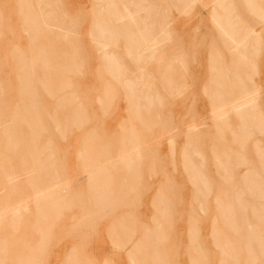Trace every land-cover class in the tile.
Segmentation results:
<instances>
[{"label": "rangeland", "instance_id": "obj_1", "mask_svg": "<svg viewBox=\"0 0 264 264\" xmlns=\"http://www.w3.org/2000/svg\"><path fill=\"white\" fill-rule=\"evenodd\" d=\"M133 2L137 22L129 32L125 22L119 26L125 0L113 8L108 0H0V264H264V0ZM101 4L108 8L100 17L94 6ZM133 34L136 41L123 40ZM230 63L242 73L248 65V90L223 101L228 83L218 77ZM255 86V103L229 108ZM233 116L239 123L233 140L248 126L253 141L248 171L263 166L260 192L249 195L247 171L228 187L233 180L219 157L216 211L187 210V202L180 210V181L188 191L193 186L180 177L186 126L212 133L213 125H233ZM134 148L140 160L130 156L126 164ZM198 176L199 196L209 189L199 171L192 173ZM166 177H174L176 191L169 209ZM117 179L128 183L129 196L138 189L141 209L137 201L129 209L92 204ZM234 189L242 194L237 202L230 200ZM38 192L44 196L37 200ZM225 203L234 206L226 223L219 208ZM19 204L27 208L19 206L14 216ZM111 212L131 217L109 218ZM133 214L140 216L141 233L133 232ZM153 219L161 223L155 235ZM250 227L258 234L246 241Z\"/></svg>", "mask_w": 264, "mask_h": 264}, {"label": "crops", "instance_id": "obj_2", "mask_svg": "<svg viewBox=\"0 0 264 264\" xmlns=\"http://www.w3.org/2000/svg\"><path fill=\"white\" fill-rule=\"evenodd\" d=\"M255 32H258V31H255ZM202 49H204V45L202 46ZM231 64H233V63H230L227 73L224 75L222 74V76L218 77L220 82L225 81L228 83V87L225 86L226 89L220 91L223 94V96H222L223 101H231V99H233V97H235L236 95H240L239 93L243 88H245V90H248V84L245 85L243 83L244 81L248 82V65H246L247 69H245V72L242 73L243 69H241V72H240V68L237 65H234V64L231 65ZM261 72H264V70H261ZM234 78H236V79L234 80ZM238 80L241 82L240 83V85H241L240 89H239V85H237L238 86L237 88H235L233 86L234 81L236 83ZM204 88H205V86L203 85V90H205ZM233 118H234L233 119V122H234L233 125H229V122L231 120L230 116H229V122L227 124L228 125L227 128H224L220 124L213 125L212 128L214 131L212 133H210V131L207 130L206 127H204V126H202V129H201V127H200L201 125H187L186 126L184 136L182 138L184 141H183L182 147H180V149H179L180 169H181L180 177L183 176L182 174H185L186 177L189 178V180L193 186H192V189L190 191H188V190L183 188L184 186H183L182 181H180V185H179V183L175 182V184H177V185H179V187H181L180 188V193H181L180 203L182 206H180V210L183 209L185 202H187V205H186L187 210L191 209L192 211H194L193 209H195V208H197V210H201L202 208H207L209 210L214 209L216 211L215 202H214V195H215V191H216L218 183L221 182L220 179L222 177L221 175H223V172L221 170L219 171L216 168L215 158L224 157L227 160L226 172L228 174H226V175L231 174L232 179H230V180H233L232 182L231 181L227 182V183H229L228 185H230L228 187H231V185H233L234 180L238 181V179L241 177V175L244 174L246 171H248V159H250V160L255 159L254 155L251 154V148L253 146L252 145L253 141H249V142H251L250 144L248 143V126H247V129L244 130V132L238 133L240 135L244 134L245 136H243V137L240 136V138H236L235 140H233V138L231 136V131L235 133V128L239 125V123L236 121L237 119L234 116H233ZM245 125H248V122ZM190 126H195V128L193 130H189V129L187 130V128H189ZM226 133L229 135V137L227 136ZM204 136H206L207 138H205ZM149 145H151V143ZM166 145L168 146V148H167L168 152L172 153V151H174V149H172V146L170 149L168 141H167ZM248 145H251V146L248 147ZM262 146H264V143L262 144ZM263 150H264V148H263ZM249 151H250V154L248 153ZM138 160H140V157L138 158ZM187 160L191 164L198 166L197 171H199L200 177H202L201 179L207 180L208 185L205 187H207V189H209L208 193L202 195L201 194L203 192L202 191L199 196L197 194H196L197 196L195 195V190H197V191H198V189L200 190V187L195 182L196 180L199 179V176L196 177V179H195V177H192V173H196L197 171L196 172L190 171L191 169L188 167V164L185 163V161L187 162ZM242 161H244L246 164L242 165L241 164ZM182 163H184V166L182 165ZM172 168H173V166H172ZM127 170L128 169H124L123 172H126ZM172 171L176 174L178 172L177 169H172ZM137 177L139 178L140 176L137 175ZM166 178L169 181H167L168 183H165L166 184L165 189L162 192L165 195L164 196V198H165L164 209H169V206L166 203H167V201L173 200V197H171V195H174V193H176V191L173 192V189H172L173 188L172 185L174 186V184H173L174 177H172L171 179L169 177H166ZM124 183H125V181L120 180V179L115 180L113 184H111L108 181V183L106 184V191H104L105 193H103V191H101L100 197L96 196V198H94L92 204H95V205L102 204L101 206H105L104 204H107L106 208L109 210H113L116 208L129 209L131 207L130 205L133 204L135 201H137V203H139V205L137 207L139 209H141L142 206H140V203H141L140 197L136 198L134 196L136 194H139L140 192L138 191L137 188H134L133 193H136V194L133 195V193H132L133 197L129 196L128 190L130 189V186H128L127 182H126L127 186L122 185ZM137 184H138V186L140 185V180H137ZM134 187H137L135 181H134ZM230 192H228V193H230ZM154 194H157V192ZM194 197H195V199H194ZM188 200L190 201V206H189ZM155 201H156V196H153V198L151 199L150 202L156 203ZM193 202H196V204H198L197 207L192 206ZM199 203H202L204 205H199ZM208 204H213V207H210ZM159 208H162V207H159ZM108 215H109V218L113 217V218H116L117 220H119V218H122V220H123V219H127V218L131 217L130 216L131 214L118 216L112 212L108 213ZM181 216L182 217L180 220L181 221L180 226H181V232L183 233L184 227L187 225L188 220L186 221L185 217H183V216H185V213H182ZM188 216H189V212L187 213V217ZM195 218H197L196 219V220H198L197 224H199L200 223L199 220L201 219V217H199L198 214H196V217H194V219ZM139 220H140V216H136V214L135 215L133 214V220H132L133 232H135L134 230H136L137 233H141L140 232L141 226L139 225L140 224ZM134 224H135V226H134ZM121 227H122V230H125V228L123 227V224H121ZM113 232L115 233V229L113 230ZM198 233H199V229H198ZM262 238H264L263 232L261 234V239ZM134 244H136V243H134ZM139 246H140V243H139ZM193 249L194 248H192V252H193Z\"/></svg>", "mask_w": 264, "mask_h": 264}, {"label": "bare ground", "instance_id": "obj_3", "mask_svg": "<svg viewBox=\"0 0 264 264\" xmlns=\"http://www.w3.org/2000/svg\"><path fill=\"white\" fill-rule=\"evenodd\" d=\"M126 2H128L127 4H125L124 5V10H123V12L121 13V15H122V19H124L121 23H120V25L119 26H124L123 25V22H125L126 23V25L127 26H129V28H128V30H129V32H131L133 29H134V26H135V24H136V22H137V20H135L134 19V17H133V9H134V2H133V0H125ZM113 2H115V0H108V5L109 6H111V8H113L114 7V4L115 3H113ZM108 5H107V7L105 6V5H103V4H101V5H95L94 6V10H95V13H97L96 15H98L99 14V16L101 17L102 16V14H103V10L105 9V8H108ZM133 8V9H132ZM102 12V13H98V12ZM101 14V15H100ZM39 15H40V13H39ZM96 15H95V17H96ZM99 16H97L96 18H99ZM94 19V18H93ZM102 21H101V25L100 26H102V27H108L109 28V26L104 22V24L102 25ZM116 29H118V30H120V28L119 27H117V25L115 26V25H113ZM226 27L225 26H223V30L224 31H226ZM129 37H126V38H123V40H125V41H127V42H134V41H136V36L133 34V35H128ZM105 55H107L108 57H112V54L111 53H106ZM257 97H258V88L255 86V87H253V89H252V91L251 92H249V94L248 93H244V94H242V97H240V98H238L236 101H234V102H232L230 105H229V108L231 109V110H234V111H240L241 109H244V107H246L247 105H248V103H250V102H252V103H255L256 102V99H257ZM249 98V99H248ZM251 98H253V99H251ZM55 120V118H51L50 120H51V122H53L54 120ZM64 121H66V118H65V120ZM63 121V122H64ZM56 121H54L53 123H55ZM57 123V122H56ZM55 123V124H56ZM58 125V124H57ZM258 151V150H257ZM259 152V151H258ZM140 150H138V149H133V150H130L129 152H128V158H126V161H125V163L126 164H128V163H130V161H132L131 159H130V156H132L133 158H134V156L138 159L139 158V156H140ZM128 159H130V160H128ZM260 164L261 163H259L258 165H259V167H260V169L258 168V165H257V168L258 169H254L253 167H251V169H249V171H247V172H249V186H248V191H249V195H257L258 194V192H260L259 191V188L261 187V185H262V182H260V180H259V176H258V172H261V171H263V166L261 165L260 166ZM246 172V173H247ZM248 174V173H247ZM244 175V174H243ZM247 176V175H246ZM245 177V176H244ZM245 182H246V180H245ZM242 184H244V181H243V183ZM243 186V185H242ZM241 186V188H240V190H242L243 189V187ZM63 187H61V189H62ZM238 189V188H237ZM237 189H234V196L235 197H233V199H230L231 201H235L236 200V198H239V197H241V193H238V191H236ZM66 190V189H65ZM65 190H64V192H65ZM69 190V189H68ZM61 191V190H60ZM63 191V190H62ZM200 192V191H199ZM65 193H67V192H65ZM44 196V194L42 193V192H38V193H35V198H37V200H38V198H42ZM238 196V197H237ZM255 196L253 197V198H255ZM63 197V196H62ZM228 199V198H227ZM256 199V198H255ZM36 200V201H37ZM217 200V199H216ZM237 200H239V199H237ZM253 200V199H252ZM217 202V201H216ZM235 202H237V201H235ZM248 202V201H247ZM218 204V203H217ZM219 205V204H218ZM232 205V203L230 204V203H228V204H224V205H220V210L222 211V214H223V216H224V221H225V223H226V220L225 219H228V218H230L229 216H230V212H231V209H232V207H234V206H231ZM239 208L241 207V205L242 204H236ZM19 206H23V209L24 210H26V205H18V206H16V207H14L13 208V210H12V214L14 215V216H17V214H18V210H19ZM248 207V206H247ZM255 207V206H254ZM258 207V206H257ZM21 208V207H20ZM244 208V207H243ZM156 209V208H155ZM233 210V209H232ZM155 211V210H154ZM159 211V210H158ZM220 211V212H221ZM237 212V211H236ZM155 213V212H154ZM156 214V213H155ZM161 214V213H160ZM159 214V215H160ZM162 214H163V212H162ZM193 214V213H192ZM238 214V213H237ZM157 215V214H156ZM159 215H157L158 217H159ZM163 216H164V214H163ZM162 216V217H163ZM194 216V215H193ZM240 216V215H239ZM241 217V216H240ZM240 217L238 218L239 219V222H240ZM193 218V217H192ZM192 218H190V219H192ZM251 218H252V216H251ZM189 219V220H190ZM233 219H234V216H233ZM153 220H155L154 221V227H153V231H152V233L154 234V232H157L158 230H160L159 229V227H160V224L161 223H159L158 221H157V219H153ZM160 220V219H159ZM194 220V219H193ZM194 222L195 221H193V224H194ZM235 222V221H234ZM188 223V222H187ZM228 224V223H227ZM231 224V223H230ZM235 224V223H234ZM226 225V224H225ZM238 225H241V222H240V224L238 223ZM249 225V224H248ZM163 226V225H162ZM228 226V225H227ZM241 226H243V225H241ZM190 227H191V224H190ZM229 227L232 229V230H234L235 229V227H233L232 225H229ZM190 229H193L192 227L190 228ZM189 229V230H190ZM229 229V228H228ZM227 229V230H228ZM239 229V228H238ZM242 229H243V227H242ZM193 231V230H192ZM246 232V234H245V236H246V241L248 240L249 241V236L251 237L252 235H256V234H258V231H257V229L256 228H253V227H250V228H246V230H245ZM226 232H228V231H226ZM151 233V234H152ZM159 233V232H158ZM146 234V233H145ZM156 234V233H155ZM154 234V235H155ZM226 234H228V233H226ZM239 234V233H238ZM232 235H236V234H233L232 233ZM151 236H153V235H151ZM146 237V236H145ZM153 237H155V236H153ZM157 237V236H156ZM159 238V237H158ZM252 238V237H251ZM155 240H157V238H154ZM234 239V238H233ZM236 239V238H235ZM241 240V239H240ZM251 240V239H250ZM226 245V244H225ZM248 246V245H247ZM246 246V247H247ZM225 247H229V246H225Z\"/></svg>", "mask_w": 264, "mask_h": 264}]
</instances>
